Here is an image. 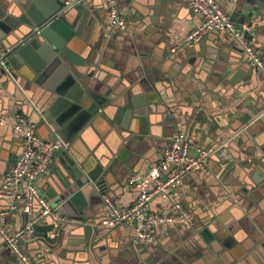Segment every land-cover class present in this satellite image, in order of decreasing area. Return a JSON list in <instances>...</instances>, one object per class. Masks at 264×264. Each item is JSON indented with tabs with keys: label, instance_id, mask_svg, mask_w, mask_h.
<instances>
[{
	"label": "crops",
	"instance_id": "0c3cea01",
	"mask_svg": "<svg viewBox=\"0 0 264 264\" xmlns=\"http://www.w3.org/2000/svg\"><path fill=\"white\" fill-rule=\"evenodd\" d=\"M216 1L231 18L244 2ZM121 4L127 25L114 29L104 0L86 1L84 18L77 24L78 45L71 47L82 63L66 61V74L75 79L79 74L102 104L94 106V127L86 126L75 138L90 168L99 163L109 184L96 197L97 210L89 218L97 231L87 240L82 223L71 222L58 240L52 231H42L50 224L45 221L39 232L20 241V247L34 264H264V136L254 140L242 128L247 109L234 106L239 98L257 96L264 79L226 32L209 31L185 43L201 23L186 0H120ZM239 18L234 22L239 24ZM251 40L260 52V43ZM55 73L44 76L40 85L18 83L0 72V114L19 112L37 124L55 99L43 87H58ZM140 109L148 120L147 134L139 132ZM178 130L193 145L223 148L210 155L202 170L190 171L173 191L192 226L161 229L152 242L137 241L129 226H103L102 196L129 207L134 190L127 186L128 178L144 174ZM36 132L47 139L38 124ZM20 151V139L8 125H0V180ZM58 154L36 180L39 192L50 201L55 194L52 181L64 166ZM150 208L170 213L164 199H153ZM0 210L6 212L8 232L28 221L29 215L9 211L1 199ZM0 264H18L1 236Z\"/></svg>",
	"mask_w": 264,
	"mask_h": 264
},
{
	"label": "water",
	"instance_id": "95a60500",
	"mask_svg": "<svg viewBox=\"0 0 264 264\" xmlns=\"http://www.w3.org/2000/svg\"><path fill=\"white\" fill-rule=\"evenodd\" d=\"M86 1L0 0V72L7 73L15 82L24 81L25 84L41 85L44 76L55 72L59 76L57 88L43 85L52 91L55 99L41 112L37 124L45 130L46 140L58 137L67 143V147L57 152L64 166L52 181L54 198L51 201L48 199L54 213L63 216V220L56 221L49 216L38 220L35 225V231L39 232L44 222L48 221L49 226L42 231H52L58 240L71 222L82 223L86 238L90 239L98 228L89 219L97 210L96 197L109 188L101 165L95 163L90 168L88 155L75 143V138L86 126L94 127L92 123L98 117L94 106L102 107L99 95L87 88L79 74L75 76L76 79L66 74V61L82 63L71 47L78 45L77 24L84 18ZM155 12L158 14L159 5H156ZM238 16L239 24L245 22L249 27V36L260 43L258 48L264 59V0H244L241 8L234 11L230 19L234 22ZM260 75L264 79V74L260 72ZM246 96L235 101L234 106L236 110L247 109L242 128L246 127L256 140L264 136V80L257 96H248V106L245 105ZM49 98L50 95L45 101ZM140 105L143 107L142 103ZM143 113L142 109L138 112L139 132L147 134L148 120ZM216 151L221 153L223 148H217ZM33 214L28 216V220L34 217Z\"/></svg>",
	"mask_w": 264,
	"mask_h": 264
},
{
	"label": "built area",
	"instance_id": "2783aa9c",
	"mask_svg": "<svg viewBox=\"0 0 264 264\" xmlns=\"http://www.w3.org/2000/svg\"><path fill=\"white\" fill-rule=\"evenodd\" d=\"M186 2L190 11L201 17V23L188 33L185 43L198 41L209 31L226 32L231 41L242 49L247 62L264 74V60L248 34L247 24L233 22L216 0ZM104 3L110 26L124 29L127 18L120 0H104ZM0 125H8L11 133L21 141L19 155L0 180V199L7 203L9 211L27 215L35 213L23 227L8 232L4 227L6 212L0 210V236L18 264H34L19 241L36 234L35 225L40 219L50 216L56 221L63 220V216L55 214L49 201L39 192L36 179L48 171L55 154L67 147V143L58 137L51 141L43 140L36 132L35 123L19 112L0 114ZM217 148L193 145L183 131H176L147 172L128 178L127 186L134 190L129 207L122 208L111 198L102 196L101 206L106 215L101 224L108 229L129 226L140 242L154 241L161 229L175 225L192 226V218L173 191L190 171L202 170ZM155 198L167 200L170 213L152 211L150 202Z\"/></svg>",
	"mask_w": 264,
	"mask_h": 264
}]
</instances>
